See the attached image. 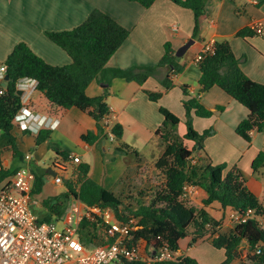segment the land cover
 <instances>
[{
  "label": "trees",
  "instance_id": "1",
  "mask_svg": "<svg viewBox=\"0 0 264 264\" xmlns=\"http://www.w3.org/2000/svg\"><path fill=\"white\" fill-rule=\"evenodd\" d=\"M130 1L147 8L155 0ZM171 1L193 12L192 36L195 37L199 28V17L204 14L206 0ZM256 1L257 5L264 3V0ZM254 34L253 30L245 27L239 30L236 36L246 38ZM46 35L70 56V63L52 65L37 55L25 42H18L3 62L9 80L7 89L2 88L0 92V184L20 168L10 170L3 167V153L9 151L13 157L23 158L12 133L14 117L22 106V98L16 93L21 79L34 80L36 89L44 94L50 104L63 109L76 107L86 112L96 120L100 130L107 125L105 121L110 112L106 103L108 89L105 88L100 95L88 96L86 89L93 80L102 78L109 83L114 77H122L143 84L147 78L155 75L158 68L167 67L170 74L161 84L169 89L174 86L170 76L180 74L184 68V65L178 62L169 42L165 43L164 54L156 65L107 67L108 60L126 40L129 30L98 8H94L78 26L69 30L49 31ZM198 65L200 94L218 86L248 109L249 114L236 126V133L248 142L254 130L264 136V83L257 82L244 73L240 66L241 60L235 56L230 43L226 40L216 41L213 53L207 54ZM180 88L184 95L189 96L182 101L186 133L180 137L175 132L180 118L168 108L160 106L159 112L163 121L155 133L162 140L164 151L156 160L155 168L163 177V182L150 203L132 208L122 197L89 176L88 163L69 159L67 152L57 150L63 164L70 161L72 172L69 178L64 179L65 191L42 201V206L48 214L41 220L53 221L62 218L69 198L73 197L87 207L97 205L110 209L114 219L120 222L137 219V228L129 232L130 245L145 241L149 248L167 247L176 252L180 248V239L192 236L190 244H193L209 235L211 246L224 251V259L218 264H231L243 257L250 264H264V229L260 227L257 219L258 216L264 215V206L248 188L246 180L236 166L225 171V163L211 164L209 156L204 152L203 140L212 134V130L197 132L193 128L192 116L208 118L212 116V112L201 104L198 95H189L186 85ZM145 93L154 102H158L162 95L159 91L146 90ZM217 109L223 110V107L219 106ZM49 133V129H40L36 133V143L46 140ZM111 133L113 139L118 142L115 153H134L139 156L134 147L121 142V124L112 125ZM81 138L87 144H92L97 139V134L88 131ZM186 141H192V147ZM195 151L197 154L194 158ZM263 166L264 146L251 162L252 172H257ZM43 185L42 175L35 173L32 193H40ZM188 185L199 186L204 190L206 196L202 199V207L186 203L185 187ZM213 203H218L222 209H235L242 215L248 210H251L252 214L246 220L235 223L230 231L221 232L218 229L220 220L212 216L207 209ZM78 231L81 241L87 247L114 240L99 222L85 215L80 217ZM243 245L248 249L245 255ZM125 264L146 263L137 260L126 261ZM150 264L200 263L195 257L183 254L172 260L153 261Z\"/></svg>",
  "mask_w": 264,
  "mask_h": 264
},
{
  "label": "crops",
  "instance_id": "2",
  "mask_svg": "<svg viewBox=\"0 0 264 264\" xmlns=\"http://www.w3.org/2000/svg\"><path fill=\"white\" fill-rule=\"evenodd\" d=\"M94 8L109 14L129 30L126 40L108 60L106 66L109 68L156 65L164 54L166 42L170 43L174 51L189 39H193L194 42L182 56L178 57V62L183 64L184 68L180 74L170 76L174 86L169 89L161 84V81L170 74L167 67L158 68L155 75L147 78L143 84L122 77H114L109 83L102 78L93 80L86 89L88 96L100 95L105 88L108 89L106 97L110 110L108 124L100 130L96 120L86 112L76 107L63 109L50 104L44 94L36 89L34 80L24 78L18 82L23 105L37 114L59 119L57 126L49 129L48 138L38 144L35 132L20 129L14 124L12 133L23 158L13 157L9 151L2 155L3 167L10 170L27 167L34 175L35 173L42 175L44 185L40 193H32L35 200L32 206L59 194L53 192L39 198L46 183L50 182L46 180V175L55 176L58 173L54 167L55 163L61 162L57 150L67 152L69 159L75 156L79 161L88 163L89 176L111 191L119 190L126 179L132 180L128 173H132L135 167L141 166L142 163L146 164L149 159L144 158L142 147L151 142L156 150V154L153 155L156 156L151 155L153 158L150 162L152 161L155 168L156 160L164 151V144L155 133L163 121L159 107L168 108L180 118V122H184L185 109L182 101L189 96L183 94L180 88L182 85L187 86L190 96L198 95L201 104L212 112V116L208 118L192 116V124L197 132L212 130V134L203 140V149L209 156L211 164L225 163V171L236 166L246 180L248 188L264 206V180L261 177L264 176V168L255 173L251 169L252 160L264 146V136L254 130L248 142L236 133V126L248 116V109L218 86H213L200 94L199 63L194 61L195 55L206 42L226 40L230 43L235 56L241 60L240 66L244 73L253 80L264 83V33L246 38L236 36L239 30L250 27L254 21L264 23V3L257 5L253 0H206L204 14L199 17L197 35L193 37V12L171 0H155L147 8L130 0H0V65L18 42H25L37 55L52 65L70 63V56L54 44L46 32L72 29L81 24ZM2 82L3 78L0 79V92L3 88ZM146 90L161 92L159 101H151L145 93ZM219 106L223 107V110L217 109ZM115 123L123 126L121 142L139 152L138 162L127 158L128 154L115 153L118 142L110 136L111 127ZM88 131L97 134V139L92 144H87L81 138ZM186 143L190 147L193 145L192 141ZM111 147L115 156L106 166L108 170L104 171V160L107 159L105 155ZM140 148L141 151L138 150ZM27 154L30 155L29 159H25ZM63 167L64 172L61 171L59 175L69 174L70 167L72 169L70 161L64 162ZM156 171L159 172L157 169ZM251 180L256 185L251 186ZM119 181L121 183H118ZM195 195L201 200H195V204H200L206 196L199 186H193L185 197L193 201ZM68 201H72V207L70 211L66 210L62 217L63 227L67 224L78 225L81 213L86 207L73 197ZM207 209L212 216L220 220L221 232H224L225 228L233 227L234 224L228 216L231 209H222L218 203L211 204ZM34 213L37 215L36 211ZM44 214H48L46 209ZM37 216L41 219L45 215ZM193 247L188 248L184 254L181 253L183 248L180 245L176 252L178 255L194 257L189 252ZM235 261L231 264H235Z\"/></svg>",
  "mask_w": 264,
  "mask_h": 264
},
{
  "label": "built area",
  "instance_id": "3",
  "mask_svg": "<svg viewBox=\"0 0 264 264\" xmlns=\"http://www.w3.org/2000/svg\"><path fill=\"white\" fill-rule=\"evenodd\" d=\"M249 28L257 35L264 33L262 21L252 22ZM214 44L213 40L206 42L195 55L194 61L200 63L207 54L213 53ZM5 70L6 66L1 64L0 79L3 78ZM58 122V118L37 114L23 104L13 120L20 129L35 133L42 128L54 129ZM105 122L108 124V119ZM110 136L113 137L112 133ZM29 157L30 155H25V159ZM71 159L79 161L75 156H71ZM55 165L58 170L55 182L59 183L62 182L59 173L64 167L62 162ZM34 180L35 175L29 168L20 167L0 186V264H125L126 261L137 260L150 264L153 261L172 260L178 256L177 252L167 247L149 248V252L142 255L140 243L145 241H139L136 245L128 244L129 232L137 228V219L120 222L114 219L110 209L97 205L86 206L84 215L99 222L114 240L87 247L80 239L78 225L67 224L57 229L53 221H43L34 213ZM192 188L193 186H186L185 194L190 193ZM251 214V210L242 215L231 209L228 216L235 224L246 220ZM257 219L260 227L264 229V215Z\"/></svg>",
  "mask_w": 264,
  "mask_h": 264
},
{
  "label": "rangeland",
  "instance_id": "4",
  "mask_svg": "<svg viewBox=\"0 0 264 264\" xmlns=\"http://www.w3.org/2000/svg\"><path fill=\"white\" fill-rule=\"evenodd\" d=\"M211 125L213 126V124ZM194 129L198 131L196 128ZM175 132L180 137H182L186 133V126L184 122H180V124H178V126L175 127ZM142 149L144 150L142 151L144 158L146 160L148 159L149 160L146 162V164L142 163L141 166L135 167L132 173H128L129 177H132V180L126 179L125 184L121 187L119 186L120 187L119 190L117 189H115V191L113 190L116 195L122 197L123 201L126 204L130 205L132 208H138L140 205H145V204L150 203V201L153 199L155 195V192L160 188V185L163 182V177L161 176L160 172H157L156 169L154 168V165L152 164V161L150 162V159H152L153 156H156V155H153V154H156V150L152 146V142L142 147ZM142 149L140 148L138 150L141 151ZM113 151L114 149L113 147H111L109 149V152L106 153L105 155L107 159L105 158L104 160V165H105L104 171L108 170L106 166L108 165V163H110L109 162L110 160H113L115 156L114 155L115 153L113 154ZM127 154H128L127 158L134 159L136 162L139 161L138 160L139 156H136L134 153H127ZM195 156H196V151L193 154L194 158ZM261 168L263 169L264 166ZM71 172H72V169L70 167L69 174L67 175L60 174V176L62 177V184L55 182V176L47 174L46 180L50 182L46 183L39 198L46 197L48 196V194H53V192L60 193V192L65 191V188L63 186L64 179L69 178L71 175ZM263 173H264V170H263ZM261 177L264 180V176H261ZM118 183H121V181H119ZM250 184L251 186L256 185V183L253 180L250 181ZM202 191L204 192L203 189ZM195 200L199 201L200 197L198 195H195L193 201L188 200L187 196L185 199L187 204L200 207L202 205V202L200 204L198 203L195 204ZM71 207H72V201H68L66 210L70 211ZM32 209H34L37 215L41 217L46 215L44 214L45 208L42 206L41 202L36 206H32ZM83 215H84V211H82L81 217ZM63 220L64 218H61L60 220L53 219V223L57 229H61L63 227L64 225ZM231 228L232 226L227 229L225 228L224 232L230 231ZM218 229L219 231H221L222 227H219ZM191 239H192V236H189L186 238H182L180 240V245L183 248L181 253L186 254V250L194 246L192 249H190L189 252L191 255L197 258L201 264H218L222 259H224V251L217 250L211 246V244L209 243V240H210L209 235L205 236L203 239H200L194 242L193 244H190ZM140 247L142 249V255L149 252V247H146L145 243L143 242L140 243ZM242 248L241 249L243 250V255H245L248 252L247 246L243 245ZM110 264H115V263H110ZM235 264H250V262L245 257H243L242 259H236Z\"/></svg>",
  "mask_w": 264,
  "mask_h": 264
},
{
  "label": "water",
  "instance_id": "5",
  "mask_svg": "<svg viewBox=\"0 0 264 264\" xmlns=\"http://www.w3.org/2000/svg\"><path fill=\"white\" fill-rule=\"evenodd\" d=\"M193 42H194L193 39H189L185 44H183L178 49H176L175 55L177 57L182 56L186 52V50L193 44ZM8 80H9V76H8V74H5L4 77H3V82H2V87L4 89H7V87H8ZM16 93L18 95H21V90L20 89H17V92ZM53 174H54V172H53Z\"/></svg>",
  "mask_w": 264,
  "mask_h": 264
}]
</instances>
